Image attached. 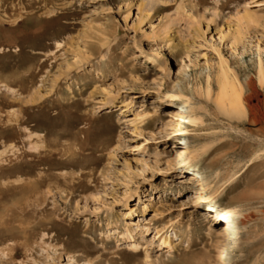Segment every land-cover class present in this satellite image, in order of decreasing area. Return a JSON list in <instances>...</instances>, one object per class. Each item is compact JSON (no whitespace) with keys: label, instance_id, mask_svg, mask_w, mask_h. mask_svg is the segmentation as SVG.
I'll list each match as a JSON object with an SVG mask.
<instances>
[{"label":"rangeland","instance_id":"1","mask_svg":"<svg viewBox=\"0 0 264 264\" xmlns=\"http://www.w3.org/2000/svg\"><path fill=\"white\" fill-rule=\"evenodd\" d=\"M259 63L264 0H0V264H264Z\"/></svg>","mask_w":264,"mask_h":264},{"label":"bare ground","instance_id":"2","mask_svg":"<svg viewBox=\"0 0 264 264\" xmlns=\"http://www.w3.org/2000/svg\"><path fill=\"white\" fill-rule=\"evenodd\" d=\"M257 83L260 86H264V66L263 64L259 63L258 64V68H257ZM239 88V87H238ZM217 89H218V93H217V99L216 102L219 105V107L221 108H228V115L230 117H232L233 119H237L240 120L244 113H243V101L241 99V94L239 90L237 89L236 86H234V83L232 82H228L227 76L224 73H221L220 78L218 79L217 82ZM177 97V96H176ZM178 99H180V97H177ZM179 121H184L187 119V117H184L181 114H178L176 116ZM189 123H193L192 120H187ZM183 132L182 134L184 135L185 133V129H182ZM184 152V151H182ZM180 153L177 152V156H179ZM184 163L187 166L192 167V162L189 161L188 159L184 158ZM190 180H192V178H190ZM193 184L198 187V189H200L199 187L205 186L206 190L209 189V185L207 183V181L198 173H195L193 175ZM209 199L211 200V202L214 203L213 211L211 212H215L214 214H209V222L213 221L216 222L217 225L219 226L217 235L220 237V239H225L227 242L230 241V229L232 226L235 227H243L245 224V219L241 218L238 219L239 217H237L236 212L234 211V208L232 207H222L219 205H216V202L214 200L213 194H209ZM210 202V203H211ZM139 221H142L141 217H137V223L133 224L132 222H129V225L131 228H127V232L129 233L132 229V227H134V230L136 228H138L139 226ZM134 222V221H133ZM234 222V224H233ZM233 224V225H232ZM237 228V229H238ZM161 246L163 247V249L165 250H170L171 251V243L166 239L163 240L161 242Z\"/></svg>","mask_w":264,"mask_h":264}]
</instances>
